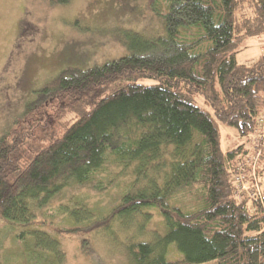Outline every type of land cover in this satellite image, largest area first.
Returning <instances> with one entry per match:
<instances>
[{"label": "trees", "instance_id": "1", "mask_svg": "<svg viewBox=\"0 0 264 264\" xmlns=\"http://www.w3.org/2000/svg\"><path fill=\"white\" fill-rule=\"evenodd\" d=\"M162 1L154 41L100 64L61 66L0 133V218L35 220L57 192L89 182L100 191L120 172L128 185L97 222L119 214L133 225L154 206L165 226L126 244L134 264H264V148L237 194L234 163L248 150H221L218 129L247 136L264 106V53L233 58L244 38L264 34V0ZM106 164L120 170L108 175ZM182 194L195 207L183 208ZM65 200L76 218L82 202ZM169 243L181 258L166 259Z\"/></svg>", "mask_w": 264, "mask_h": 264}, {"label": "rangeland", "instance_id": "2", "mask_svg": "<svg viewBox=\"0 0 264 264\" xmlns=\"http://www.w3.org/2000/svg\"><path fill=\"white\" fill-rule=\"evenodd\" d=\"M162 5V0H0V133L33 97V89L61 66L100 64L154 41L164 32ZM261 53L264 34L244 38L233 58L250 62ZM73 116L67 113L62 123L68 124ZM218 129L221 150L237 144L245 149L248 143L252 152L253 130L240 136L222 123ZM106 169L109 175L120 166L106 164ZM118 173L100 191L89 182L57 192L38 210L35 220L0 218V264H134L126 244L153 237L154 230L162 233L165 226L154 206L146 208L151 213L148 218H139L133 225L119 214L97 222L128 185L130 177ZM68 197H78L92 215H81L78 207L76 218L69 216L73 202L65 200ZM189 198L176 197L185 209L195 207ZM181 256L169 243L166 259ZM199 264H216V260Z\"/></svg>", "mask_w": 264, "mask_h": 264}, {"label": "built area", "instance_id": "3", "mask_svg": "<svg viewBox=\"0 0 264 264\" xmlns=\"http://www.w3.org/2000/svg\"><path fill=\"white\" fill-rule=\"evenodd\" d=\"M251 140L253 147L252 152L248 150L250 152H246L243 159L237 160L234 163L235 173L233 179L237 186V194L248 189V181L244 179L245 169L250 166L252 170L251 177H254L253 168L255 160L259 156L261 149L264 148V106L261 108L257 116L256 125L251 133ZM254 186H256V184H254Z\"/></svg>", "mask_w": 264, "mask_h": 264}, {"label": "crops", "instance_id": "4", "mask_svg": "<svg viewBox=\"0 0 264 264\" xmlns=\"http://www.w3.org/2000/svg\"><path fill=\"white\" fill-rule=\"evenodd\" d=\"M247 147H248V143H247V145H246V150H247ZM246 150H244V151H246Z\"/></svg>", "mask_w": 264, "mask_h": 264}]
</instances>
